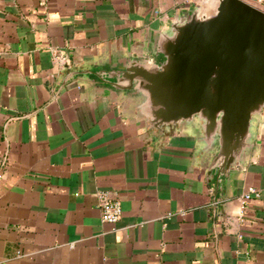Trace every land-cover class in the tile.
I'll use <instances>...</instances> for the list:
<instances>
[{
  "label": "crops",
  "instance_id": "crops-1",
  "mask_svg": "<svg viewBox=\"0 0 264 264\" xmlns=\"http://www.w3.org/2000/svg\"><path fill=\"white\" fill-rule=\"evenodd\" d=\"M217 1L0 0V264H264V107L224 167L221 135L158 120L142 83Z\"/></svg>",
  "mask_w": 264,
  "mask_h": 264
},
{
  "label": "water",
  "instance_id": "water-1",
  "mask_svg": "<svg viewBox=\"0 0 264 264\" xmlns=\"http://www.w3.org/2000/svg\"><path fill=\"white\" fill-rule=\"evenodd\" d=\"M164 51L166 62L145 70L142 81L155 117L205 120L208 133L221 135L219 165L229 167L264 107V9L247 0H218L210 13L181 18Z\"/></svg>",
  "mask_w": 264,
  "mask_h": 264
},
{
  "label": "built area",
  "instance_id": "built-area-1",
  "mask_svg": "<svg viewBox=\"0 0 264 264\" xmlns=\"http://www.w3.org/2000/svg\"><path fill=\"white\" fill-rule=\"evenodd\" d=\"M260 190L255 186H250L248 190L242 195L243 204L249 201L252 196H259ZM100 208L102 219L107 222H117L123 212L122 203L119 198L112 197L108 191H99Z\"/></svg>",
  "mask_w": 264,
  "mask_h": 264
}]
</instances>
